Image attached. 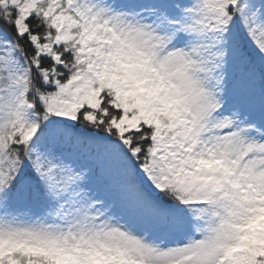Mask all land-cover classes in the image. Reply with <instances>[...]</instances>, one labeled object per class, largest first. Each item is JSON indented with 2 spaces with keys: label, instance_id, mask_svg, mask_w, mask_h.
Segmentation results:
<instances>
[{
  "label": "snow or ice",
  "instance_id": "snow-or-ice-1",
  "mask_svg": "<svg viewBox=\"0 0 264 264\" xmlns=\"http://www.w3.org/2000/svg\"><path fill=\"white\" fill-rule=\"evenodd\" d=\"M0 264H264V0H0Z\"/></svg>",
  "mask_w": 264,
  "mask_h": 264
}]
</instances>
